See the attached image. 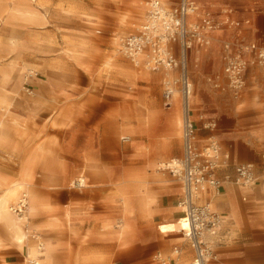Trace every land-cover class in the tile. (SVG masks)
Listing matches in <instances>:
<instances>
[{"label": "rangeland", "instance_id": "1", "mask_svg": "<svg viewBox=\"0 0 264 264\" xmlns=\"http://www.w3.org/2000/svg\"><path fill=\"white\" fill-rule=\"evenodd\" d=\"M0 1V67L7 71L0 79V92L16 104L12 115L4 103L0 108V192L29 171L26 179L31 180L41 213L30 217L27 234L37 233L45 244L47 229L40 223L54 219L58 226L48 229L52 239L60 237L63 243L59 246L69 247L71 252L88 245L105 252L107 264H157L153 258L157 251L174 258V264H186L190 257H176L171 250L173 245L185 243L180 232H159L155 226L163 222L151 223L148 210H142L135 200L145 194L150 197L154 183L173 181L160 162L178 157L181 142L179 110L163 106V72L134 66L121 50L124 37L145 17V1ZM159 1L166 7L177 3ZM195 1L216 18L229 8L234 18L249 19L240 33L231 28L215 30L208 50H190V108L197 133L214 135L222 149L237 142L253 147L257 152L254 166L261 174L264 78L249 83L237 100L210 88L205 76L221 71L223 38L264 43V0ZM200 115L215 121L216 126L203 129ZM124 135L128 142L120 141ZM175 150H179L178 156ZM80 176L84 185L74 187ZM260 182L264 178L253 187L235 186L242 203L264 197ZM13 200L11 204L16 202ZM213 207L227 216L216 203ZM231 212L226 230L233 232L240 227V219L237 212ZM63 213L67 218L60 225L58 217ZM118 224L122 226L114 228ZM230 242L218 245L216 251ZM27 243L35 241L28 238ZM26 246H15L0 221V264H28L24 261ZM155 247L158 249L153 250ZM15 249L23 251L20 258H7ZM79 256L82 261L98 260L87 252Z\"/></svg>", "mask_w": 264, "mask_h": 264}, {"label": "built area", "instance_id": "2", "mask_svg": "<svg viewBox=\"0 0 264 264\" xmlns=\"http://www.w3.org/2000/svg\"><path fill=\"white\" fill-rule=\"evenodd\" d=\"M144 1L145 17L134 33L124 37L121 50L133 65L163 72L161 86L165 105L168 106L175 95L179 99L181 154L162 169L181 186L176 200L179 216L175 222H186V227L178 231L191 251L186 264H208L216 258V247L228 237L223 216L212 206L213 198L219 194L223 184L251 187L256 185L257 178L251 163L234 164L224 174L218 175V170L229 158L228 152L222 150L214 135L198 143L190 108L192 81L188 58L194 46L210 45L211 32L225 26L238 27L240 21L229 19L226 11V16L218 19L209 11L201 10L195 0H178L172 7L164 6L159 0ZM222 59L221 71L207 76L206 82L214 90L229 91L237 97L245 85L249 69L264 70V45L224 42ZM215 126L213 120L201 124L203 129ZM121 139L128 140V137ZM74 187H80L78 181ZM10 211L26 223L27 205L22 200L11 204ZM29 235L37 242V249L42 250L40 236L37 233ZM180 251V247L172 248L175 255ZM154 259L162 264L169 261L158 253Z\"/></svg>", "mask_w": 264, "mask_h": 264}, {"label": "crops", "instance_id": "3", "mask_svg": "<svg viewBox=\"0 0 264 264\" xmlns=\"http://www.w3.org/2000/svg\"><path fill=\"white\" fill-rule=\"evenodd\" d=\"M162 4L165 5L164 3H162ZM167 7H172V6L167 5ZM224 11H226L228 13L227 16L229 17V19L240 21V25L238 27L225 26L224 28H222L220 30L227 31L231 28V29L237 30V32L240 33L241 30L245 29L247 27V25L249 24L248 18L247 19L246 18L245 19L234 18L232 16L231 10H229V8H226V9L224 8L223 10H221L218 18H223L226 16ZM190 20H194V18H190ZM139 25L140 24H138L134 28V30L132 32H129L127 35L134 33L137 30ZM214 33H215V31L211 32V34H210L211 39H212V41H211L212 43L215 39V37L213 36ZM239 41H242L244 43L256 42V43H259L261 45H264L263 42H260V41L257 42V40H254V39H249V40L248 39H242V40H240V39H236V38L235 39H229L228 37L223 38L220 42V48H219V59L221 61L222 66H223V59H222L223 43L224 42L236 43ZM212 43H210V45ZM210 45L203 46V47L194 46L192 48V50H196L197 52H200L202 50L206 51L211 47ZM136 67L143 68L142 66H136ZM157 72H160V71H157ZM157 72H154V73H157ZM211 74L212 73L207 74L205 77H207ZM262 78H264V70L251 67L247 73L245 85H244L243 89L241 90V92L239 93V95L237 97H234L229 91H227L226 93L230 94L234 98H237V100L239 98L241 99L243 92L247 88V85L251 82L256 84ZM205 82H206V78H205ZM178 104L179 103H178L177 95H175L173 97V100L171 101V103L168 106L165 105V103L163 101V106L166 109H170V108L176 106V108L179 110ZM176 108L174 107V110H176ZM179 118H180V110H179ZM173 119H174L173 120L174 125H177L175 117H173ZM199 120H200L201 124L204 121H208L207 118L202 117V115L199 116ZM193 121L196 124V121L194 119H193ZM179 127H180V122H179ZM180 131H181V129H180ZM124 136L120 137V141L123 143L128 142L129 141L128 136H125V137H128V140H122L121 139ZM205 137H206V135L199 136V132H198L197 133L198 143L201 144L203 142V140L205 139ZM177 148H179V147L177 146ZM222 150L228 152L229 158H228L227 162H225L226 164H222V167L218 170V172H217L218 175L224 174V172L228 171L230 169V167L234 164L251 163V164H253V169H254V173L256 175L257 181L261 177L264 178V170L261 171V174H260L255 169V166H254L255 163L253 161L256 160L257 152L253 147H251V146L247 147V146H244L242 143L237 142V143H232L227 148L224 147ZM174 153L176 156H178L179 150H175ZM180 154H181V142H180ZM180 154H179V156H180ZM263 156H264V154H262V158H263ZM169 176L171 178H173L172 179L173 181H169V182H165V183H158V184L154 183L153 184V189H152L150 197L145 194L144 196H137L135 198L138 206L142 210H148V214L151 218L150 222L151 223L154 222L153 224H156L158 222L173 221L174 219H176L179 216V209L176 206V200H177L179 194L181 193V186H180L179 182L174 177H172L170 174H169ZM24 181L27 182L29 185H31V183H30L31 180L28 182L27 179H25ZM263 184H262V182H260V184H259L261 191H264V185ZM235 186L236 185L233 186L232 184H228V183L223 184V186L220 189L219 194L215 198H213V200H212V206L214 203H216L217 207L219 209H221L222 212L227 214V216L225 217L226 219L223 217L224 222L226 224L225 230L227 228V223L229 225L230 219L232 220V218L229 219V216H228V214L230 215V213H232L231 211L239 212L237 214L239 215V219H240L239 220V226L240 227L238 229L234 230L233 232L230 229L226 230L228 232V234H227L228 237L225 240V242H230V241L231 242L225 246H222L221 247L222 249L219 250L218 252L216 251V258H215V260H212L211 263L213 262V264H264V197H256V198H254L253 202H250V200H249V202H244V205H243V203L239 199V191L237 190V188ZM80 187H82V186H80ZM133 187L134 186L132 185V188ZM239 187H241V186H239ZM244 188H249V187H244ZM30 189L32 190V188H30ZM68 200H70V199H68ZM37 204L39 207L41 203H39L37 200ZM38 207H37V209H38ZM236 207H237V209H236ZM76 208H77L76 206L73 207V209H76ZM213 208L215 209V207H213ZM37 209L34 212L35 214L34 213L32 214L33 217L36 214L38 215L39 213H41L40 212L41 210H37ZM150 211H151V213H150ZM216 211L219 212L218 210H216ZM65 213H63L62 215H59V217H58L59 224L61 223L60 225H62V224L65 225V219L67 218ZM32 215H29L27 213V220H26V223H24V225H23V229H24V231H26V233L29 231L28 227L30 229V217H32ZM63 217H65V218H63ZM84 219L87 220V218L85 216H84ZM240 221H241V223H240ZM40 224H42V226L45 227L44 228L45 230L47 228L49 229L51 226L55 227L57 225V223L54 219H53V221L50 219L46 220L44 222H41ZM155 227L158 230V226L156 225ZM64 228L65 227H63L62 229L64 230ZM48 229H47L48 233L45 232L46 236L48 237L47 239H50L51 241L56 243L55 248L52 251V253H53V257H52L53 264H75V262L77 261V256L80 252H87V253L93 254L96 258H98V260H88L87 259V260L82 261V260L78 259L79 264H107L108 263V258H107V256L104 255L105 252H103V253L98 252L95 249H93L92 247H88V245L85 247L83 246V248H81V249L79 248L76 251V253H75V249L72 250V252H73L72 253L69 250V247L68 248L65 247L63 249V247L59 246L63 243V240H61L60 237H59V239L58 238L52 239L53 237L50 235ZM30 231H32V230H30ZM60 233H62V230L56 232V234H60ZM153 236H155V234ZM180 237H181L182 241L185 242V240L182 238L181 235H180ZM28 238L30 239V241H35L30 237L29 234H27V241H28ZM185 243L181 244V245L175 244L171 247V250L173 247H180L181 248L179 255H175L176 257H179V258L181 257L183 259H189V257H191V251H190V249L188 250ZM35 245H37L36 241H35ZM155 249H158V247L157 248L155 247L153 250H155ZM157 253L160 254L162 257H164L160 252L156 251L155 254H157ZM21 254H22V251L20 252V250L15 249V252L13 254L7 255V258L13 257V258H15V260H17L18 258H20ZM26 255H27V249H26L25 256ZM154 255H153V258H154ZM25 256H24V261L26 260L28 255L26 256V258H25ZM29 261H27L28 264H33V263L36 264V262L34 260H29ZM154 262L157 264H162L155 259H154ZM174 262H175L174 258L171 257V258H169V261L166 264H171V263L174 264ZM8 263L14 264L15 261H7V264ZM208 264H210V262Z\"/></svg>", "mask_w": 264, "mask_h": 264}, {"label": "bare ground", "instance_id": "4", "mask_svg": "<svg viewBox=\"0 0 264 264\" xmlns=\"http://www.w3.org/2000/svg\"><path fill=\"white\" fill-rule=\"evenodd\" d=\"M1 2V1H0ZM137 8V7H136ZM139 10V9H138ZM142 10V9H141ZM145 10V9H144ZM146 11V10H145ZM142 12V11H140ZM4 19V18H3ZM2 29V28H1ZM1 32V31H0ZM14 35V34H13ZM12 37V36H11ZM7 38V37H6ZM212 43V42H211ZM13 45V44H12ZM82 45V44H81ZM211 46V45H210ZM75 47V46H74ZM119 48V47H118ZM86 49V48H85ZM213 52V51H212ZM211 52V53H212ZM215 52V50H214ZM214 57V56H213ZM212 57V58H213ZM112 58V57H111ZM217 58V57H216ZM215 58V59H216ZM131 62V61H130ZM219 62V61H218ZM109 62L107 61V65ZM218 64V63H217ZM7 76V71L5 67H0V79L5 78ZM158 79V78H157ZM33 86V85H32ZM35 86V85H34ZM43 88V87H42ZM5 91V90H4ZM9 93V92H8ZM10 94V93H9ZM8 95L0 92V108L1 104L4 103V105H7V109L11 111L10 115L14 113L16 104H13L11 99H8ZM34 103V102H32ZM241 104V103H240ZM175 111V110H174ZM5 115V114H4ZM4 117V116H3ZM78 118V117H77ZM11 119V118H10ZM174 120V119H172ZM175 120L177 121V115L175 116ZM76 121V120H75ZM14 122V121H13ZM67 122V121H66ZM180 122V118L178 121V124ZM3 121L0 119V127L2 126ZM131 127V126H130ZM123 130V129H122ZM10 133V132H9ZM12 133V132H11ZM259 135V133H258ZM257 135V136H258ZM264 138V137H263ZM260 139V138H259ZM2 140V139H1ZM49 140V139H48ZM52 145V144H51ZM50 148V147H49ZM48 148V149H49ZM46 151V150H45ZM161 167L163 168L166 163L160 162ZM160 168V167H159ZM90 169V167H89ZM91 170V169H90ZM97 170V168H96ZM30 175L29 171L27 174V171L23 173V177L20 181H16L6 188L2 189L0 192V221L3 223L7 235L9 236L10 240L12 243H14L15 246L18 248H21L22 245L25 243L27 244V255L28 257L26 258V262L29 260H34L36 264H53V259H52V251L54 249V246L56 245L55 242L51 241L50 239H46L45 244H43V249L38 250L37 245L34 243H27V233L23 229L24 222L21 219L16 218L10 211V205L11 201L13 200L15 203H18L19 201H23L27 205V211L29 215H32L35 210L38 207L37 200H36V195L34 194V191L30 189V185L25 182L24 180L28 178ZM161 175V174H160ZM131 177V176H130ZM133 177V176H132ZM78 183L80 186L84 185V178L83 176H80L77 178ZM154 179V178H153ZM146 184V183H145ZM253 187V186H252ZM131 188V187H129ZM118 189V188H117ZM121 190V189H120ZM131 190V189H130ZM142 191V190H141ZM123 192V191H122ZM80 193V192H78ZM122 194V193H121ZM141 194V193H140ZM117 195V194H116ZM129 195V194H128ZM133 195V194H132ZM137 195V194H136ZM132 197V196H131ZM148 197V196H147ZM123 200V198H121ZM151 199V198H150ZM235 200V199H234ZM146 202V201H145ZM249 202V201H248ZM125 203V202H123ZM127 207L126 210L128 209V200L126 202ZM142 204V203H141ZM236 204V203H235ZM41 205V204H40ZM124 205V204H123ZM149 205V204H148ZM244 205V203H243ZM231 206V205H230ZM147 208V207H146ZM237 209V207H236ZM135 210V209H134ZM137 210V208H136ZM68 212V211H67ZM146 212V211H145ZM125 213V212H124ZM132 213V212H131ZM151 213V211H150ZM238 213V212H237ZM232 214V213H231ZM127 215H125L126 217ZM235 218V217H234ZM175 220V219H174ZM236 220V219H235ZM234 221V220H233ZM121 222V220H120ZM241 225V224H240ZM122 225L118 224L115 225L114 228H120ZM186 227V222L184 220H180L179 223L177 224L175 221H167L160 223L158 225V230L162 233H170V232H175L179 231L181 228ZM3 228V227H2ZM45 228V227H44ZM48 229V228H47ZM108 229V228H107ZM3 231V230H2ZM52 231V230H51ZM4 233V232H3ZM48 233V232H47ZM179 233V232H178ZM6 233H4L5 235ZM118 236V235H117ZM7 237V236H5ZM48 238V237H47ZM6 239V238H5ZM41 240V239H40ZM115 240V239H114ZM22 249V248H21ZM23 252V251H22ZM81 260V257L77 256V261L75 264H79V260ZM179 260V259H178ZM30 262V261H29ZM34 264V263H33Z\"/></svg>", "mask_w": 264, "mask_h": 264}]
</instances>
